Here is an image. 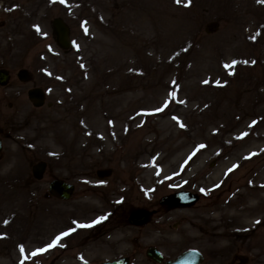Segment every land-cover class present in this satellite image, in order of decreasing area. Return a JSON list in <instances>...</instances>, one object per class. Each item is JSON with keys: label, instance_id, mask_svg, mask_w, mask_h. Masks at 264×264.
Returning a JSON list of instances; mask_svg holds the SVG:
<instances>
[{"label": "rangeland", "instance_id": "374dc122", "mask_svg": "<svg viewBox=\"0 0 264 264\" xmlns=\"http://www.w3.org/2000/svg\"><path fill=\"white\" fill-rule=\"evenodd\" d=\"M0 67V264H160L150 245L264 264V0H0ZM52 178L73 184L67 200L47 194ZM178 189L201 197L158 203ZM239 204L253 206L242 222ZM137 209L148 217L131 225Z\"/></svg>", "mask_w": 264, "mask_h": 264}, {"label": "water", "instance_id": "95a60500", "mask_svg": "<svg viewBox=\"0 0 264 264\" xmlns=\"http://www.w3.org/2000/svg\"><path fill=\"white\" fill-rule=\"evenodd\" d=\"M50 26L54 36L55 44L63 50L70 47L71 42L68 38V27L64 21L59 17H53L50 21ZM16 77L23 81L28 77V71L25 68H20L16 72ZM8 73L5 69H0V85L6 84ZM26 97L33 107L42 106L44 102V92L40 87H30L26 90ZM45 170V162L38 160L31 164L30 173L33 179L39 180L43 176ZM111 173L108 167L95 169L94 175L98 179H103ZM74 190L72 183L60 179L52 178L47 183V194L58 200H67ZM198 199L197 195L189 191H176L171 194L164 195L158 199L159 204L172 206H189ZM148 211L144 209H137L131 211L127 215V222L131 225H140L144 223L148 217ZM144 255L153 262H161L162 255L154 246H147L144 250ZM202 255L195 249H187L179 253L173 259L163 261V264H200ZM100 264H129L126 256H119L112 260L102 261Z\"/></svg>", "mask_w": 264, "mask_h": 264}, {"label": "flooded vegetation", "instance_id": "af4514ba", "mask_svg": "<svg viewBox=\"0 0 264 264\" xmlns=\"http://www.w3.org/2000/svg\"><path fill=\"white\" fill-rule=\"evenodd\" d=\"M62 19V18H61ZM63 20V19H62ZM64 21V20H63ZM64 23L66 24V26L68 27V38H69V40H70V42H71V38H70V34H69V32H70V30H69V26L67 25V23L64 21ZM55 43V42H54ZM72 43V42H71ZM57 46V45H56ZM58 47V46H57ZM20 68H22V67H20ZM20 68H18V69H20ZM0 69H5V68H1L0 67ZM17 69V70H18ZM6 71H7V73H8V79H7V82L10 80V73L8 72V70L7 69H5ZM17 70L15 71V77H16V72H17ZM17 78V77H16ZM17 80H19L18 78H17ZM20 81V80H19ZM24 81V80H23ZM7 82H6V84H7ZM5 84V85H6ZM5 85H3V86H5ZM3 86H1L0 85V88L1 87H3ZM33 87H35V86H33ZM36 87H39V86H36ZM41 88V87H40ZM42 89V88H41ZM27 90V89H26ZM43 91V90H42ZM44 92V91H43ZM25 93H26V91H25ZM40 107V106H39ZM35 108H38V107H35ZM0 150H1V139H0ZM182 190H186V191H189L190 193H192V194H195V195H197V197H198V199L192 204V205H189V206H181V207H177V208H179V209H186V208H189V207H191V206H193L199 199H200V197H201V195L199 194V193H196V192H194V191H191V190H188V189H178V190H175V191H182ZM173 192V191H172ZM171 193V192H170ZM167 206V205H166ZM172 207H174V206H172ZM186 249H194V248H185V249H183V250H181L179 253H181L182 251H184V250H186ZM198 251V250H197ZM200 252V251H199ZM179 253H177V254H179ZM201 253V252H200ZM176 254V255H177ZM175 255V256H176ZM201 255H202V253H201ZM202 261H203V255H202ZM202 263V262H201ZM200 263V264H201ZM161 264V263H160Z\"/></svg>", "mask_w": 264, "mask_h": 264}, {"label": "bare ground", "instance_id": "6f19581e", "mask_svg": "<svg viewBox=\"0 0 264 264\" xmlns=\"http://www.w3.org/2000/svg\"><path fill=\"white\" fill-rule=\"evenodd\" d=\"M240 208V204H239V207L237 206V205H233V209H232V216L233 217H235L237 220H239V221H241L242 222V220H244V219H246L247 220V218H249V216H251L250 214H251V212H253L252 210V208H253V206H247V208H244L243 209V212H244V214H241V213H238L237 212V210ZM247 222V221H246Z\"/></svg>", "mask_w": 264, "mask_h": 264}, {"label": "snow or ice", "instance_id": "6c2138e0", "mask_svg": "<svg viewBox=\"0 0 264 264\" xmlns=\"http://www.w3.org/2000/svg\"><path fill=\"white\" fill-rule=\"evenodd\" d=\"M177 2H179V0H177ZM174 95V94H173ZM163 109H158V111H162ZM102 219H106V217L102 218ZM100 221H96V223H99ZM80 227H90L91 225H79ZM69 235V233L65 232L63 233V236H67ZM62 239V237L58 236L53 242L52 244L49 245V247H54L56 246V244L59 242V240ZM40 251H46V249H42ZM37 253H33V255H36Z\"/></svg>", "mask_w": 264, "mask_h": 264}]
</instances>
